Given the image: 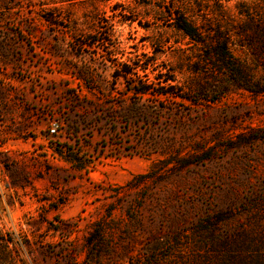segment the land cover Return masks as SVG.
I'll list each match as a JSON object with an SVG mask.
<instances>
[{
    "label": "rangeland",
    "instance_id": "obj_1",
    "mask_svg": "<svg viewBox=\"0 0 264 264\" xmlns=\"http://www.w3.org/2000/svg\"><path fill=\"white\" fill-rule=\"evenodd\" d=\"M219 1L242 86L170 24L179 10L199 26L216 0H0V264H127L179 235L210 261L254 264L264 60L234 35L264 0ZM116 64L188 100L131 96Z\"/></svg>",
    "mask_w": 264,
    "mask_h": 264
},
{
    "label": "trees",
    "instance_id": "obj_2",
    "mask_svg": "<svg viewBox=\"0 0 264 264\" xmlns=\"http://www.w3.org/2000/svg\"><path fill=\"white\" fill-rule=\"evenodd\" d=\"M227 2V0H225ZM238 20L243 17H248L246 11H244L243 2L239 1L236 4ZM215 12V13H214ZM210 14H205L197 26L188 18L182 14L179 10H174L170 13V21L172 27L180 32L189 43L199 49L203 50L205 59L212 67V71L217 75H229L233 78V82L237 86H242L246 77V66L244 62L234 58L231 49V35L226 29L225 21L235 22V18L228 14V9L222 2L216 0L215 10ZM213 14V15H211ZM239 40L236 41V47L247 49L257 57H262L264 60V18L257 17L253 21V27L241 26L238 28V32L234 35ZM241 39V40H240ZM114 71V79L122 78L126 82H131L128 88V92L131 96L138 99L150 97L188 100L175 93H172L174 85H170L172 80L158 79L156 76L154 82H139L137 81L138 75L133 72V68H129L126 65L116 64ZM144 71L145 68L139 67ZM164 84V85H162ZM242 88V87H241ZM244 88V87H243ZM71 166H75V161L66 160ZM76 164V163H75ZM76 170H81L82 167H76ZM204 225H210L209 221H201L199 223V230L204 228ZM63 230L66 235L71 233L70 225L64 224ZM96 235V234H95ZM99 236H97L98 238ZM184 237L176 236L173 239H166L156 245V247L150 252V255L141 257H132L128 260L127 264H225L224 256H216V258L206 252H203L196 246L186 247ZM92 241H89L90 244ZM254 264H264V251L257 254L253 260Z\"/></svg>",
    "mask_w": 264,
    "mask_h": 264
},
{
    "label": "built area",
    "instance_id": "obj_3",
    "mask_svg": "<svg viewBox=\"0 0 264 264\" xmlns=\"http://www.w3.org/2000/svg\"><path fill=\"white\" fill-rule=\"evenodd\" d=\"M49 132L50 133H54L55 132L54 127L51 126L50 129H49Z\"/></svg>",
    "mask_w": 264,
    "mask_h": 264
}]
</instances>
